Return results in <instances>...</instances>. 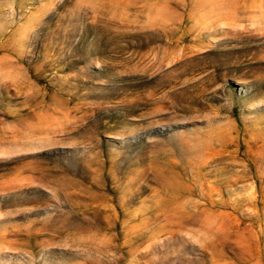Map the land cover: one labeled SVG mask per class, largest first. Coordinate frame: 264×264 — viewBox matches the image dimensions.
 <instances>
[{
	"label": "rangeland",
	"instance_id": "obj_1",
	"mask_svg": "<svg viewBox=\"0 0 264 264\" xmlns=\"http://www.w3.org/2000/svg\"><path fill=\"white\" fill-rule=\"evenodd\" d=\"M0 264H264V0H0Z\"/></svg>",
	"mask_w": 264,
	"mask_h": 264
}]
</instances>
